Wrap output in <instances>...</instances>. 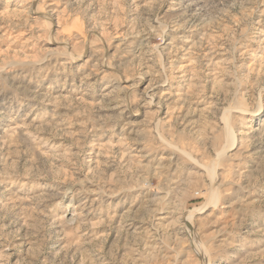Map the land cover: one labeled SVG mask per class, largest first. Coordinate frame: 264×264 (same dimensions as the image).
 <instances>
[{
	"label": "rangeland",
	"instance_id": "rangeland-1",
	"mask_svg": "<svg viewBox=\"0 0 264 264\" xmlns=\"http://www.w3.org/2000/svg\"><path fill=\"white\" fill-rule=\"evenodd\" d=\"M0 264H264V0H0Z\"/></svg>",
	"mask_w": 264,
	"mask_h": 264
},
{
	"label": "bare ground",
	"instance_id": "bare-ground-1",
	"mask_svg": "<svg viewBox=\"0 0 264 264\" xmlns=\"http://www.w3.org/2000/svg\"><path fill=\"white\" fill-rule=\"evenodd\" d=\"M112 103V102H111ZM110 109L112 110H116V109H120V106H117V103L113 104ZM67 206V205H66ZM65 208H69V210H67V213L65 215L67 220L66 221H73L75 218H74V213H73V209L70 208V207H65ZM74 208V207H73ZM203 208V207H202ZM204 209V208H203ZM207 210V209H206ZM203 211V210H202ZM66 212V211H65ZM76 212V211H74ZM198 212V211H197ZM199 213V212H198ZM196 214V213H195Z\"/></svg>",
	"mask_w": 264,
	"mask_h": 264
}]
</instances>
